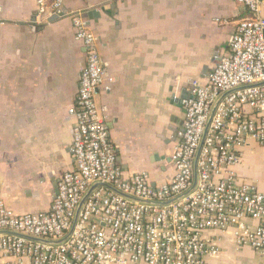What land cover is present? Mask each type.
<instances>
[{
    "label": "crops",
    "instance_id": "1",
    "mask_svg": "<svg viewBox=\"0 0 264 264\" xmlns=\"http://www.w3.org/2000/svg\"><path fill=\"white\" fill-rule=\"evenodd\" d=\"M0 198L16 213H44L71 154L75 104L86 51L70 19L39 22L34 0H0ZM98 37L108 90L97 96L117 164L148 173L154 187L175 175L183 102L228 53L240 21L238 0H65ZM240 182L264 193V148L248 142ZM221 253L207 264H261L232 232H210Z\"/></svg>",
    "mask_w": 264,
    "mask_h": 264
},
{
    "label": "built area",
    "instance_id": "2",
    "mask_svg": "<svg viewBox=\"0 0 264 264\" xmlns=\"http://www.w3.org/2000/svg\"><path fill=\"white\" fill-rule=\"evenodd\" d=\"M34 1L39 22L70 19L86 51L68 110L74 168L61 176L47 212L16 213L0 198V264H207L221 253L209 235L215 231L232 232L236 246L250 248L264 264V193L240 182L236 171L248 142L264 148V0H238L249 17L205 81H193V97L183 102L175 175L156 187L148 173L128 175L117 164L97 103L100 91L109 89L98 37L81 14L65 9V0ZM2 13L0 3V27L6 24ZM220 99L197 162V185L183 196L194 184L196 158ZM97 184L70 238L53 244L69 234Z\"/></svg>",
    "mask_w": 264,
    "mask_h": 264
},
{
    "label": "water",
    "instance_id": "3",
    "mask_svg": "<svg viewBox=\"0 0 264 264\" xmlns=\"http://www.w3.org/2000/svg\"><path fill=\"white\" fill-rule=\"evenodd\" d=\"M220 102H221V99L218 101V103L215 105V107H214V109H213V112H212L211 118H210L209 123H208V125H207V127H206V131H205V134H204L203 142H202V144H201V147H200L199 153H198L197 158H196L195 171H194V184H193L192 188L190 189V191H189L188 193H186L185 195H183V196H186V195L190 194V193L195 189V187H196V185H197V181H198L197 162H198V159H199V157H200L201 150H202V148H203L204 141H205V139H206V136H207V133H208L209 126H210V124H211V121H212V119H213V116H214V114H215V112H216V109H217L218 105L220 104ZM99 186H101V184H97V185L93 186V187L88 191V193L86 194V196L84 197V199L82 200V202H81V204H80V206H79V208H78V210H77V213H76V217H75V221H74L73 227H72L71 231L69 232V234H68L63 240L58 241V242H55V243H53V244H60V243H63L64 241H66L67 239L70 238V236L72 235V233H73V231H74V228H75V226H76V224H77L78 217H79V213H80V211H81L83 205L85 204V202L87 201V199L90 197V195L93 193V191H94L97 187H99ZM128 198L130 199L131 197H128ZM178 199H180V198H178ZM178 199H175V200H173V201H171V202H175V201H177ZM163 204H168V203H163ZM39 242H45V241L39 240Z\"/></svg>",
    "mask_w": 264,
    "mask_h": 264
}]
</instances>
